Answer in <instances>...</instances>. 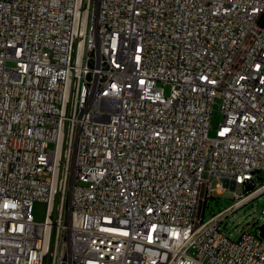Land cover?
I'll use <instances>...</instances> for the list:
<instances>
[{
	"label": "built area",
	"instance_id": "built-area-1",
	"mask_svg": "<svg viewBox=\"0 0 264 264\" xmlns=\"http://www.w3.org/2000/svg\"><path fill=\"white\" fill-rule=\"evenodd\" d=\"M263 172L264 0H0V264H264Z\"/></svg>",
	"mask_w": 264,
	"mask_h": 264
},
{
	"label": "rangeland",
	"instance_id": "rangeland-1",
	"mask_svg": "<svg viewBox=\"0 0 264 264\" xmlns=\"http://www.w3.org/2000/svg\"><path fill=\"white\" fill-rule=\"evenodd\" d=\"M12 64V61H8V65ZM165 91L167 94L170 92V85L166 86ZM222 118L223 115L220 110V101L217 99L213 110L211 134H213L214 128ZM260 176L262 182H264V172L260 173ZM219 181L220 179L216 177L212 178V185L215 190L213 191V196H209L207 199L204 213L205 219L210 218L213 214H216L231 205L235 201V192L241 193L245 191V186L239 184L236 187L228 186L224 192L220 193L216 190ZM263 208L264 192L254 197L252 195L248 202L225 215L222 230L226 235L233 239H238L241 235V231L243 230L257 231L258 227L264 224V213L262 212ZM34 211L36 219L43 220L46 212V203L36 201Z\"/></svg>",
	"mask_w": 264,
	"mask_h": 264
},
{
	"label": "water",
	"instance_id": "water-1",
	"mask_svg": "<svg viewBox=\"0 0 264 264\" xmlns=\"http://www.w3.org/2000/svg\"><path fill=\"white\" fill-rule=\"evenodd\" d=\"M250 188L246 187V190H249ZM258 230H259V233L260 235L264 238V224L263 225H260L258 227Z\"/></svg>",
	"mask_w": 264,
	"mask_h": 264
},
{
	"label": "bare ground",
	"instance_id": "bare-ground-1",
	"mask_svg": "<svg viewBox=\"0 0 264 264\" xmlns=\"http://www.w3.org/2000/svg\"><path fill=\"white\" fill-rule=\"evenodd\" d=\"M262 192V189L261 190H258L256 193L253 194V197L256 196V195H259V193Z\"/></svg>",
	"mask_w": 264,
	"mask_h": 264
},
{
	"label": "trees",
	"instance_id": "trees-1",
	"mask_svg": "<svg viewBox=\"0 0 264 264\" xmlns=\"http://www.w3.org/2000/svg\"><path fill=\"white\" fill-rule=\"evenodd\" d=\"M263 183V182H262ZM255 188H252V190H254ZM245 190H246V188H245Z\"/></svg>",
	"mask_w": 264,
	"mask_h": 264
}]
</instances>
